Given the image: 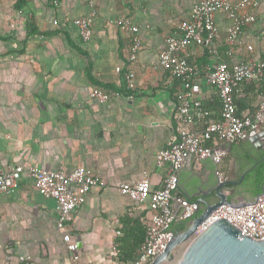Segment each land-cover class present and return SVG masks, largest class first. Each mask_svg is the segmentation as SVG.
Instances as JSON below:
<instances>
[{
    "label": "crops",
    "instance_id": "obj_1",
    "mask_svg": "<svg viewBox=\"0 0 264 264\" xmlns=\"http://www.w3.org/2000/svg\"><path fill=\"white\" fill-rule=\"evenodd\" d=\"M195 1L93 0L92 37L83 42L72 20L88 12L87 0H0V169L35 165L70 172L83 166L104 181L91 187L59 230L54 199L44 197L23 174L14 193L0 197V264H71L65 232L77 243L79 264H126L121 254L131 250L148 223V199L137 202L118 186L146 175L152 190L166 174L168 164L158 165L156 154L176 136L173 107L183 88L157 64V56ZM254 13L255 21L243 27L230 57L219 44L229 64L264 57V0H258ZM119 17L139 27L141 47L133 63L126 59L130 32L114 23ZM216 20L222 38L226 22L220 11ZM186 52L198 69L191 90L218 118V92L204 77L208 49L190 45ZM130 70L135 89L127 91L123 79ZM101 85L115 87L122 96L98 103L89 92ZM263 96L264 78L246 80L234 95L237 112L252 113ZM194 127L200 129L202 121L195 120ZM222 146L227 154L218 164L189 158L178 169L176 193L205 194L217 181L216 168L236 181L230 195L237 185L261 190L264 171L259 182L247 175L253 158L264 151L248 139Z\"/></svg>",
    "mask_w": 264,
    "mask_h": 264
},
{
    "label": "built area",
    "instance_id": "obj_2",
    "mask_svg": "<svg viewBox=\"0 0 264 264\" xmlns=\"http://www.w3.org/2000/svg\"><path fill=\"white\" fill-rule=\"evenodd\" d=\"M57 1V0H54ZM258 0H196L190 7L188 16L178 24L176 33L165 38V45L157 56V64L169 71L172 79L180 80L183 88L181 98L173 107L176 136L166 147L156 154V163H167L168 168L159 188L150 189L146 175L137 181L119 184L118 191L137 202L148 199L149 217L143 242L138 246L133 264H149L161 254L173 232L168 229L172 223L184 220L196 208V203L177 195L178 169L185 163L189 154L197 163L211 159L218 164L227 154L223 143H236L255 136L264 130V96L256 109L249 114L237 112L234 95L246 80L253 77L264 78V57L256 62L241 61L228 63L220 55L219 44H225V56L230 57L239 44L243 27L255 21ZM88 12L73 18L78 35L83 42L92 37V21L96 14L93 0H87ZM220 11L225 20L224 36L220 38L216 13ZM115 25L130 32V44L126 59L136 60L141 47L139 27L129 17H119ZM194 45L208 49L211 61L205 65L204 77L219 95L220 116L211 117L205 101L191 90L192 77L197 66L188 60L186 49ZM120 70L119 67L116 68ZM134 71L130 70L123 79L127 91L135 89ZM91 98L104 104L111 98L120 97V90L93 86ZM195 120L202 121V127H194ZM25 174L33 186L47 198L55 201L56 227L62 230L70 221L74 210L85 201V194L91 187L104 184L99 175L83 166L70 172L46 170L35 165H14L9 170L0 169V197L15 192L17 182ZM218 182L227 180V175L219 168L215 170ZM74 187L78 188V192ZM256 202L239 207L221 204L203 219L195 233L203 231L213 221L224 218L238 228L241 235L255 240H264V186L259 191ZM182 208L179 216L176 212ZM118 233V232H117ZM66 249L71 252V264L78 263L75 254L77 243L69 233L62 234ZM25 260L24 256H20Z\"/></svg>",
    "mask_w": 264,
    "mask_h": 264
},
{
    "label": "water",
    "instance_id": "obj_3",
    "mask_svg": "<svg viewBox=\"0 0 264 264\" xmlns=\"http://www.w3.org/2000/svg\"><path fill=\"white\" fill-rule=\"evenodd\" d=\"M248 140L257 149L264 151V130L249 137ZM194 161V155L186 158ZM185 161V163H186ZM244 177L241 175L240 180ZM234 180L216 181L213 187L203 195L194 190H180L176 194L196 203V208L184 220H178L168 229L173 234L164 251L155 256L149 264H264V240H255L241 235L237 227L224 218L209 224L203 231L195 233L197 226L212 210L221 204L239 207L256 202L261 194L239 185L232 191ZM194 196L197 198L192 199ZM182 208L176 212L179 216ZM181 223L182 227L178 228ZM185 248L173 259V250L182 244Z\"/></svg>",
    "mask_w": 264,
    "mask_h": 264
},
{
    "label": "trees",
    "instance_id": "obj_4",
    "mask_svg": "<svg viewBox=\"0 0 264 264\" xmlns=\"http://www.w3.org/2000/svg\"><path fill=\"white\" fill-rule=\"evenodd\" d=\"M225 48H226V45L224 44V48L222 47L223 53H225L224 52ZM101 87L110 88L112 90L116 89L115 87H110V86H106V85H103V86L101 85ZM252 163H255V165L252 167L250 173L247 176H254L256 182H259L263 177L264 154H259L256 157H254L252 160ZM181 227H182V224L179 223L178 228H181ZM171 229L173 230L172 225H171ZM139 232H140V237L137 240H135L132 245H130L131 250L128 252H123L121 254L122 256L120 257V259H122L126 264H133V262L135 261L136 256H137L138 246L144 240V236H145V232H146V225L141 226Z\"/></svg>",
    "mask_w": 264,
    "mask_h": 264
},
{
    "label": "rangeland",
    "instance_id": "obj_5",
    "mask_svg": "<svg viewBox=\"0 0 264 264\" xmlns=\"http://www.w3.org/2000/svg\"><path fill=\"white\" fill-rule=\"evenodd\" d=\"M186 244H182L177 246L174 250H173V259L176 258L178 256V254L185 248Z\"/></svg>",
    "mask_w": 264,
    "mask_h": 264
},
{
    "label": "flooded vegetation",
    "instance_id": "obj_6",
    "mask_svg": "<svg viewBox=\"0 0 264 264\" xmlns=\"http://www.w3.org/2000/svg\"><path fill=\"white\" fill-rule=\"evenodd\" d=\"M255 192H256V190H255Z\"/></svg>",
    "mask_w": 264,
    "mask_h": 264
}]
</instances>
